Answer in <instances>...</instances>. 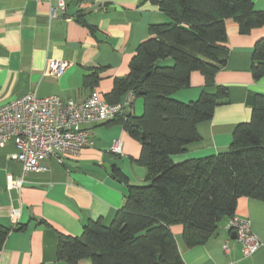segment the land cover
I'll list each match as a JSON object with an SVG mask.
<instances>
[{"label":"crops","instance_id":"0c3cea01","mask_svg":"<svg viewBox=\"0 0 264 264\" xmlns=\"http://www.w3.org/2000/svg\"><path fill=\"white\" fill-rule=\"evenodd\" d=\"M253 1L255 9L264 10V0ZM64 3L62 10L58 0H0V105L29 92L81 102L96 90L106 99L115 79L130 72L137 47L150 36V25L171 20L154 0ZM53 8L56 16L51 14ZM226 29L230 53L215 84L225 86L228 95L221 98L210 119L198 123L200 138L172 156L176 162L228 151L236 125L252 117L248 96L264 94V77L257 80L252 70L253 49L264 37V26L243 34L229 18ZM51 58L69 63L62 75L44 74ZM93 71L99 74L98 84L86 85L85 75ZM205 85L204 75L195 71L190 84L172 96L194 101ZM131 108L141 115L144 98L136 97ZM123 126L108 122L86 129L91 145L77 157H49L46 171L26 172L20 161L12 159L18 150L14 140L0 145V224L11 228L0 251V264H68L58 258L60 235L78 236L86 223L100 217L109 225L124 205L128 186L116 178L115 170L131 184H146L147 168L138 162L141 143ZM115 140L122 141V153L112 151ZM20 177L22 186L11 187V180ZM234 215L248 218L263 242L251 256L243 255L240 242L227 229L232 217L227 216L206 242L192 247L184 239L183 223L170 226L184 263L264 264V201L241 197ZM79 264H92V260L85 258Z\"/></svg>","mask_w":264,"mask_h":264},{"label":"trees","instance_id":"16d2710c","mask_svg":"<svg viewBox=\"0 0 264 264\" xmlns=\"http://www.w3.org/2000/svg\"><path fill=\"white\" fill-rule=\"evenodd\" d=\"M170 21L154 23L150 36L137 47L130 72L117 77L106 101L118 103L129 92L144 98L141 115L125 112L110 123H121L141 143L138 162L147 168L146 184L135 185L116 169V178L128 186L124 205L106 225L90 220L78 236L61 234L58 258L79 264H185L170 228L181 222L189 247L206 242L221 219L235 214L238 200L264 201V94L248 96L252 117L240 122L228 151L176 162L174 154L200 138L198 123L210 119L225 86L215 76L227 63L226 20L233 18L241 33L264 26V10L253 0H154ZM171 59V64L162 61ZM254 77H264V37L253 49ZM204 75L205 87L194 101L172 94ZM99 74L85 75L95 86ZM128 110V109H127ZM125 110V111H127ZM11 228L0 224V251Z\"/></svg>","mask_w":264,"mask_h":264},{"label":"built area","instance_id":"2783aa9c","mask_svg":"<svg viewBox=\"0 0 264 264\" xmlns=\"http://www.w3.org/2000/svg\"><path fill=\"white\" fill-rule=\"evenodd\" d=\"M64 10V0H58ZM52 16L57 15L53 8ZM69 63L48 59L44 74L60 76ZM136 98L129 92L118 103H109L98 91H93L84 101L62 99L59 95L38 96L29 92L0 105V145L14 140L18 150L10 157L20 161L26 172L46 171L45 161L51 156L71 155L77 157L91 145L88 131L82 125L102 120H112L125 112ZM123 144L115 140L112 151L122 153ZM24 178H15L11 187L20 188ZM227 229L236 233L245 257L251 256L263 244L252 231L248 218L233 215L227 222ZM229 251V244L224 245Z\"/></svg>","mask_w":264,"mask_h":264},{"label":"water","instance_id":"95a60500","mask_svg":"<svg viewBox=\"0 0 264 264\" xmlns=\"http://www.w3.org/2000/svg\"><path fill=\"white\" fill-rule=\"evenodd\" d=\"M130 113L131 112L129 110L125 111L126 115H130ZM109 121H110V119L102 120V121H98V122L87 123L85 125H82L81 128L90 129L92 127H97V126L104 125V124L108 123ZM108 172L112 173L113 171H112V169H108ZM112 177H115L114 174H112ZM232 235H233V237H236V233L235 232Z\"/></svg>","mask_w":264,"mask_h":264},{"label":"rangeland","instance_id":"374dc122","mask_svg":"<svg viewBox=\"0 0 264 264\" xmlns=\"http://www.w3.org/2000/svg\"><path fill=\"white\" fill-rule=\"evenodd\" d=\"M162 64H171L172 62L171 61H169L168 63H166V61H163V62H161Z\"/></svg>","mask_w":264,"mask_h":264}]
</instances>
